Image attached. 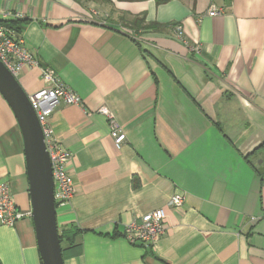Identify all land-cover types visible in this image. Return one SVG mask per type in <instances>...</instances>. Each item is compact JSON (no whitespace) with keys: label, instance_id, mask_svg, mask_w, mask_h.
I'll use <instances>...</instances> for the list:
<instances>
[{"label":"crops","instance_id":"0c3cea01","mask_svg":"<svg viewBox=\"0 0 264 264\" xmlns=\"http://www.w3.org/2000/svg\"><path fill=\"white\" fill-rule=\"evenodd\" d=\"M15 19L38 63L16 77L24 93L49 88L48 69L81 100L49 118L72 155L75 193L55 212L74 239L63 264H264V0H0V23ZM1 182L29 211L22 138L0 95ZM158 209L154 248L123 239ZM0 263L40 264L30 219L0 225Z\"/></svg>","mask_w":264,"mask_h":264},{"label":"built area","instance_id":"2783aa9c","mask_svg":"<svg viewBox=\"0 0 264 264\" xmlns=\"http://www.w3.org/2000/svg\"><path fill=\"white\" fill-rule=\"evenodd\" d=\"M223 14L222 8L211 7L207 15L209 17L220 16ZM177 38L182 40L180 27H176ZM193 53H198L196 47L190 48ZM0 62L11 73L17 77L24 67H38V63L32 53L23 45L21 38L15 37L13 32L0 24ZM42 79L50 84L49 88L33 93L28 96V101L41 128L45 150L48 154L51 175L53 179V195L55 207L63 206L70 202L75 193V187L69 172V163L72 155L62 149L54 136L49 118L53 111L61 104L80 105V98L72 91L64 88L48 69L41 70ZM110 126V137L116 149L124 143L126 137L123 131L117 126L112 115L106 113ZM170 204L174 208L183 205V197L174 195L170 199ZM29 211L19 210L10 189L5 182L0 183V225L13 226L17 221L24 218L30 219ZM164 215L158 209L146 213L126 224L123 229L122 237L130 245L140 243L147 248H154L164 232Z\"/></svg>","mask_w":264,"mask_h":264},{"label":"water","instance_id":"95a60500","mask_svg":"<svg viewBox=\"0 0 264 264\" xmlns=\"http://www.w3.org/2000/svg\"><path fill=\"white\" fill-rule=\"evenodd\" d=\"M0 95L10 107L22 138L30 220L40 264H63L55 218L53 179L41 128L30 107L28 96L1 62ZM259 172L261 173L262 169Z\"/></svg>","mask_w":264,"mask_h":264},{"label":"trees","instance_id":"16d2710c","mask_svg":"<svg viewBox=\"0 0 264 264\" xmlns=\"http://www.w3.org/2000/svg\"><path fill=\"white\" fill-rule=\"evenodd\" d=\"M20 22L24 23L25 21H19V19L18 20L15 19L13 22H2L0 24L3 25V26H5L10 31H14L15 34L16 33L18 34L19 31H20V29L18 27V25L20 24ZM59 240H60V245H61V243H64V242L67 245H70V244H73V240L74 239L70 238L67 233H62L61 236H59Z\"/></svg>","mask_w":264,"mask_h":264}]
</instances>
